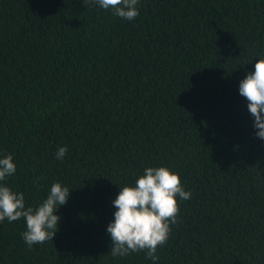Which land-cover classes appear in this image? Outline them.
Returning a JSON list of instances; mask_svg holds the SVG:
<instances>
[{
	"label": "trees",
	"instance_id": "trees-1",
	"mask_svg": "<svg viewBox=\"0 0 264 264\" xmlns=\"http://www.w3.org/2000/svg\"><path fill=\"white\" fill-rule=\"evenodd\" d=\"M0 0V181L36 208L69 188L53 241L0 222V264H153L110 254L120 188L148 167L188 200L155 264H264V140L239 84L264 58V0ZM59 147H67L63 160Z\"/></svg>",
	"mask_w": 264,
	"mask_h": 264
},
{
	"label": "clouds",
	"instance_id": "clouds-1",
	"mask_svg": "<svg viewBox=\"0 0 264 264\" xmlns=\"http://www.w3.org/2000/svg\"><path fill=\"white\" fill-rule=\"evenodd\" d=\"M96 4L113 15L131 21L139 16V0H86ZM254 72H249L239 84V93L248 101V110L254 117L257 137L264 140V58L255 63ZM67 147H59L56 158L63 160ZM13 157L0 158V181L16 173ZM69 188L53 183L47 198L36 208L26 207L23 193L0 184V222L24 218L26 231L21 235L29 248L53 241L58 231L60 217L56 215L59 206L66 204ZM191 192L185 191L180 176L169 168L148 167L134 186L120 188L113 201L116 208L114 221L107 227L111 237L110 254L123 257L144 251L146 258L155 264L158 247L166 244L171 233V225L176 223L180 211L179 200H188Z\"/></svg>",
	"mask_w": 264,
	"mask_h": 264
}]
</instances>
